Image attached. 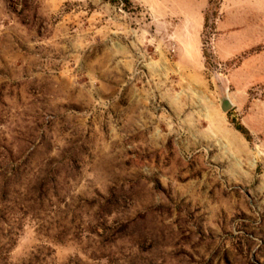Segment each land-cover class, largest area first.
<instances>
[{"label": "rangeland", "instance_id": "374dc122", "mask_svg": "<svg viewBox=\"0 0 264 264\" xmlns=\"http://www.w3.org/2000/svg\"><path fill=\"white\" fill-rule=\"evenodd\" d=\"M0 264H264V0H0Z\"/></svg>", "mask_w": 264, "mask_h": 264}, {"label": "trees", "instance_id": "16d2710c", "mask_svg": "<svg viewBox=\"0 0 264 264\" xmlns=\"http://www.w3.org/2000/svg\"><path fill=\"white\" fill-rule=\"evenodd\" d=\"M231 122L234 126V128L240 132L246 139H248L249 135H248V132L247 130L242 126V124L235 118H231Z\"/></svg>", "mask_w": 264, "mask_h": 264}, {"label": "water", "instance_id": "95a60500", "mask_svg": "<svg viewBox=\"0 0 264 264\" xmlns=\"http://www.w3.org/2000/svg\"><path fill=\"white\" fill-rule=\"evenodd\" d=\"M230 102L229 100L227 99L226 96L222 97L220 99V102H219V108L222 112H225L226 110H228L230 108Z\"/></svg>", "mask_w": 264, "mask_h": 264}]
</instances>
